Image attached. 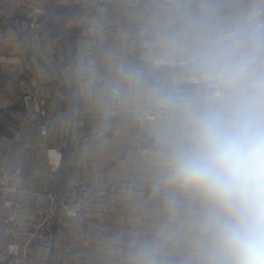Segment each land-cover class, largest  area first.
Wrapping results in <instances>:
<instances>
[{
  "label": "crops",
  "instance_id": "obj_1",
  "mask_svg": "<svg viewBox=\"0 0 264 264\" xmlns=\"http://www.w3.org/2000/svg\"><path fill=\"white\" fill-rule=\"evenodd\" d=\"M259 1L249 3L247 19L236 23L239 29L231 36L242 31ZM34 14L39 26L22 31L21 21ZM188 18L150 0H42L0 16V173H16L15 185L27 191L23 224L33 226L46 210L43 193L50 186L67 191L90 182L113 188L118 196L114 212L64 219L58 264H140L145 247L159 264H210L208 205L196 193L182 198L155 194L162 183L169 186L164 179L168 154L186 132L189 115L170 110L168 69L154 68L152 60L204 47V68L226 70L229 65L211 60L205 37L194 38L191 45ZM259 53L264 64V41ZM33 76L48 114L46 139L22 114V93ZM226 76L231 79V72ZM114 77L122 84L117 100L111 93ZM74 96L104 115L79 128L77 141L63 152L59 173L49 179V148L63 151L61 127ZM249 98H264V78ZM137 108L154 109L155 118L145 128L171 137L163 147L145 144L148 148L138 150L140 128L123 113Z\"/></svg>",
  "mask_w": 264,
  "mask_h": 264
},
{
  "label": "built area",
  "instance_id": "obj_2",
  "mask_svg": "<svg viewBox=\"0 0 264 264\" xmlns=\"http://www.w3.org/2000/svg\"><path fill=\"white\" fill-rule=\"evenodd\" d=\"M42 0H0V16L9 11L29 8ZM161 10L189 13L194 4L184 0H150ZM96 12L101 13L100 8ZM40 14V9H38ZM175 20H172V24ZM21 29L29 32L38 27L36 15L21 21ZM247 43L233 56L226 70L204 68L206 50L191 52L178 56H163L152 60L156 69H168L167 83L171 96L170 110L189 115L194 110L254 105L264 110V98L251 100L250 92L263 81V59L259 53L264 41V0H260L253 9L245 25ZM231 72L232 78L226 74ZM38 79L33 76L25 84L23 101V118L26 123L37 124L43 138H48L49 119L43 100L37 98ZM111 93L119 99L122 84L118 77L112 78ZM124 114H131L140 128L138 150L161 148L171 137L165 133L148 130L145 124L155 118L151 108H137ZM104 115L88 106H82L76 96L64 112L61 127L60 147L63 151L49 148V179L59 173L63 152H68L78 139V130L93 117ZM16 173L4 170L0 173V264H58L57 250L62 241L61 228L66 217L77 221L84 219L86 212L111 213L118 207V196L113 188H106L85 182L71 186L67 191L62 187L50 186L43 196L47 206L43 213L35 218L33 226L23 224L26 217L24 195L25 188L15 185ZM139 177V175H137ZM128 186V184H124ZM157 193L164 196L182 198L193 195L174 186L157 187Z\"/></svg>",
  "mask_w": 264,
  "mask_h": 264
},
{
  "label": "clouds",
  "instance_id": "obj_3",
  "mask_svg": "<svg viewBox=\"0 0 264 264\" xmlns=\"http://www.w3.org/2000/svg\"><path fill=\"white\" fill-rule=\"evenodd\" d=\"M165 181L208 205L210 264H264V110L219 105L194 110L174 141ZM140 264H159L153 250Z\"/></svg>",
  "mask_w": 264,
  "mask_h": 264
},
{
  "label": "rangeland",
  "instance_id": "obj_4",
  "mask_svg": "<svg viewBox=\"0 0 264 264\" xmlns=\"http://www.w3.org/2000/svg\"><path fill=\"white\" fill-rule=\"evenodd\" d=\"M184 1L194 4L193 11L184 13L190 17L188 18V22L191 25L188 30L191 32V45L195 41L194 38L202 39V37H205L202 41L209 43L208 49L212 51L210 55L211 60L214 62L218 61L217 63L219 64L230 62L239 49H242L246 45L247 33L244 31V26L242 31L239 30L240 33H235L233 36L230 34L238 31L239 28H236L237 22L247 19V15L252 8V5L249 3L251 1L253 3L255 0ZM189 31H187L188 37L190 36ZM200 49L205 50L204 47ZM200 49L193 52L202 51Z\"/></svg>",
  "mask_w": 264,
  "mask_h": 264
}]
</instances>
